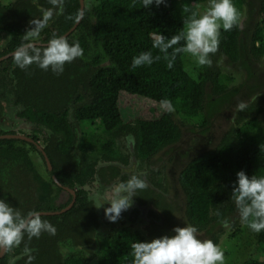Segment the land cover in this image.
<instances>
[{
  "label": "trees",
  "instance_id": "trees-1",
  "mask_svg": "<svg viewBox=\"0 0 264 264\" xmlns=\"http://www.w3.org/2000/svg\"><path fill=\"white\" fill-rule=\"evenodd\" d=\"M89 1L79 25L67 37L69 43L79 41L83 56L66 63L59 75L33 64L23 70L16 66L13 77H8L27 120L51 131L50 137L45 138L44 151L56 179L71 188L80 187L88 183L100 160L127 164L128 158L121 157L116 141L129 135L134 137L135 157L141 161L149 159L179 140L180 130L174 114L190 124L199 122L200 128L207 130L212 117L223 109H235L233 123L218 144L191 159L178 176L186 223L196 226L198 233L204 232L218 244L223 234L222 220L228 219L235 230L240 224L238 210L231 199L236 173L243 170L249 176H264V93L257 94L254 90L253 94H247L245 97H251V101L243 111L238 110L237 97L242 87L233 85L234 76L221 69L219 58L243 65L252 78L260 75L254 66L264 59V0L258 3V19L249 15L256 11L250 0H233L240 12L239 20L231 31L221 29L219 49L211 55L212 65L195 66L196 75L188 70L187 54H179L173 68L168 69L163 54L152 47L151 34L168 37L178 34L185 27L184 19L192 12L203 14L208 0H166V5H153L149 9L143 8L142 0ZM38 5L45 9L52 6L50 0H39ZM244 8L254 23L251 26L241 24ZM37 13V5L29 0L0 5V38L9 37L10 50L21 44L24 22ZM78 13L79 0H64V12L53 24V32L42 30L41 35L47 41L53 35L62 36L74 26ZM149 50L161 59L151 66L132 69V57ZM121 93L159 105L161 99H170L174 111H167L154 121L124 122L118 107ZM2 144L5 147H0V198H6L22 214L56 210L49 202L57 199L60 189L53 187L50 179L41 178L29 156L31 151H36L34 147L15 141ZM156 174L157 171L152 172L150 181L154 187L164 190ZM82 195L83 191L78 190L77 203L68 212L42 216L55 226V235L43 232L31 241L25 237L20 248L24 249L26 243L35 250L32 255L37 254L38 261L32 264H131V244L135 240L145 241V237L133 226L100 233L99 229L111 222L104 214L103 221L99 222L91 201L85 194L83 201ZM150 214L154 220L159 219L156 213ZM135 220L131 216L133 223ZM254 235L260 254L242 264H264V231ZM150 237H153L151 232ZM92 238L98 243L96 252L84 260L81 249ZM67 243L78 251L63 259L59 247ZM5 263L6 258H0V264Z\"/></svg>",
  "mask_w": 264,
  "mask_h": 264
},
{
  "label": "clouds",
  "instance_id": "clouds-1",
  "mask_svg": "<svg viewBox=\"0 0 264 264\" xmlns=\"http://www.w3.org/2000/svg\"><path fill=\"white\" fill-rule=\"evenodd\" d=\"M52 7L42 11L41 18L33 19L26 31L22 42L12 53L14 63L20 69H26L35 64L44 71H51L57 75L64 72L66 63L83 56L84 49L79 41L69 43L66 36L53 35L46 45L38 46L33 43L45 28L53 15H62L64 0H50ZM144 9L155 5H166V0H142ZM185 12L188 9L184 10ZM83 12L75 16L76 22L82 18ZM240 12L233 0H208V6L203 14L192 12L183 23L184 29L171 37L161 33H152L154 37L152 47L163 54L166 67L172 69L179 54H189L198 66H211V55L220 46L221 29L229 32L237 24ZM181 41L183 43L181 44ZM179 45V46H177ZM169 49L172 51L169 52ZM161 59L160 55L153 56L152 51H144L132 57L131 68L151 66ZM161 108L171 112L174 105L170 99L160 100ZM246 102L239 101L236 108L243 111ZM129 146L134 145V137H127ZM148 183L145 178L132 174L127 181L119 183L117 194L111 200L107 199L105 191L90 194L89 200L95 209H103L107 221L115 223L121 214L129 210L134 204L137 192L146 190ZM231 199L235 202L240 222L253 233L264 231V176H249L241 170L236 173L232 185ZM108 205L105 207V205ZM219 216L220 213L217 212ZM222 227H232L228 219L221 221ZM43 232L56 234V228L48 220L42 219V213L36 210L22 214L17 207H13L6 198H0V255L10 249L19 247L27 237L39 238ZM198 228L188 224L184 227H174L171 235H163L150 241H137L131 244V264H225L223 249L211 239L198 238ZM24 255L26 264H32L35 251L25 243ZM18 257H13L9 264H16Z\"/></svg>",
  "mask_w": 264,
  "mask_h": 264
},
{
  "label": "flooded vegetation",
  "instance_id": "flooded-vegetation-1",
  "mask_svg": "<svg viewBox=\"0 0 264 264\" xmlns=\"http://www.w3.org/2000/svg\"><path fill=\"white\" fill-rule=\"evenodd\" d=\"M12 2H15L16 0H11ZM33 4L37 5V11L38 13L31 19H27L26 22H24V33L22 34V37L19 39L20 42H24V35L27 30H29L30 27L33 25L30 24V22L33 19L41 18L42 11L45 9V7H40L38 5L39 0H29ZM252 2V0H250ZM88 4V1H87ZM87 4L85 6H87ZM52 7V6H50ZM49 7V8H50ZM258 13L254 12L253 15L249 14L250 17L257 15ZM248 15V16H249ZM59 15H53L52 19L48 21L47 25L43 29L53 32V24L58 22ZM250 26L253 25V21L250 19L249 21ZM42 32V31H41ZM69 32V31H68ZM67 32V33H68ZM67 33L63 34L62 36L66 35ZM71 34V33H70ZM69 34V35H70ZM68 35V36H69ZM67 36V37H68ZM46 36L45 35H39V37L33 41V43L37 44L38 46H43L47 44ZM16 49V48H15ZM9 49V37L6 35H3L2 38H0V147H5V144H2V142L7 141H15L18 144L19 143H27L34 147V149L37 151H31L29 153L31 161L37 165L39 174L42 179L45 181H49V179L52 182L53 187H58L60 189V192L58 193V197L54 201H50L49 204H53L57 209L56 210H50V211H41L42 212H58L63 211L67 209V207L70 206L72 203V207H74L77 203V191L82 190L83 195L81 196L82 200L84 201V194L89 200L90 194L96 191H105L107 195V199L111 200V198L117 194L116 189L118 188V185L122 181H127V179L130 177V175L135 174L142 178H145L148 183V188L143 191L137 192V196L142 198L143 200L151 201L155 206L159 204L155 198H161L163 199V195H166V192L170 189V183L167 181V178L169 177V174H166L162 168L155 169L152 167L154 161L152 162L154 156H156L158 153H164L165 149L170 148L175 143L165 147L163 150L158 152L157 154L151 156L149 159H146L144 161L138 160L134 155V149L135 145L129 146L127 139H118L116 141V147L118 148L121 157H127L128 163L124 164L123 162L114 160V161H106V160H100L97 165L95 166V172L93 176L90 178L87 184H84L83 186H74L69 187L66 185L61 184L55 177V179L52 177L51 173L49 172L47 162L50 164L49 159L44 151L45 148V138L46 136L50 137L51 131L47 130L45 127H36L32 124V122L27 120V117L24 116V107L22 103L19 102V99L16 98V96L13 95L11 90V85L9 82V78L13 77V70L16 68V65L14 63L12 53L15 51ZM9 77V78H8ZM15 84V83H14ZM246 96V95H245ZM239 101L246 99V97H237ZM22 138L30 139L34 143H36L39 147H41L45 153V157L47 158V161L44 159L42 154L36 149L35 145L22 140ZM127 138V137H126ZM34 139H37V141H34ZM35 158H33V156ZM51 165V164H50ZM186 166V165H185ZM184 166V167H185ZM52 167V166H51ZM112 167V168H111ZM53 171V169H52ZM153 171H157L158 174H156L157 178L159 179L160 184L162 185V188L164 190H160L156 187H154L150 181V177ZM54 174V172H53ZM55 176V175H54ZM179 184V183H178ZM180 186V185H179ZM62 187L70 188L74 192V196L71 194L70 191H67L63 189ZM181 189V188H180ZM158 194V195H157ZM154 196V197H153ZM156 196V197H155ZM74 199V200H73ZM82 203V201H81ZM157 203V205H156ZM163 203V202H162ZM136 199H134L133 206L122 213L121 219H119L115 223H111L107 225V227H102L99 229L100 233L107 234L110 233L119 227L126 226V225H119V227H115L118 225V223H122L123 219L127 218L130 219V224L135 228V226L142 225V229L135 228L140 231L141 235L145 237L146 240L149 241L150 239V229L149 226L147 227V224H141L144 222V216L138 215L142 214L144 210H146V206L144 208V205H137ZM108 205L106 204L105 207ZM165 207V205H164ZM70 209L66 210L65 212L61 213L64 214L68 212ZM151 209V208H150ZM150 209L148 210V216L150 215ZM94 212L97 214L99 218V222L103 221V209H95L93 207ZM137 210V214L134 213V211ZM155 210V208H154ZM130 213V214H129ZM156 213V212H155ZM157 214V213H156ZM60 215V214H58ZM42 216H50V215H42ZM56 216V215H53ZM132 218L135 217V222L133 223L131 221ZM151 217V216H150ZM153 219V217H152ZM102 220V221H101ZM106 222V221H105ZM116 228V229H115ZM96 234V232H94ZM198 234V233H197ZM95 238H92L90 240V244L86 246V248L81 249L82 259L89 260L90 257L95 254V250L97 249L98 243L96 242ZM67 243L61 244L59 247L60 252L63 255V259H67L72 253L77 252L78 249ZM80 250V248H79ZM34 255V254H33ZM37 255V254H35ZM34 255L35 259L33 260L34 263H37V258ZM80 255V253H79ZM13 257H18L19 259L16 260V264H26L27 257L24 255L23 248L15 247L10 249L8 252L4 253V255L0 258H6V263L9 264V261Z\"/></svg>",
  "mask_w": 264,
  "mask_h": 264
},
{
  "label": "rangeland",
  "instance_id": "rangeland-1",
  "mask_svg": "<svg viewBox=\"0 0 264 264\" xmlns=\"http://www.w3.org/2000/svg\"><path fill=\"white\" fill-rule=\"evenodd\" d=\"M9 1L11 0H0V5H7ZM90 3L91 1L84 0L85 5H89ZM252 3L256 8L255 13L258 12L259 10L257 7L260 0H253ZM247 14V10L244 8L241 24L244 22L246 24L249 23L250 17ZM255 17L258 19V14L255 15ZM186 58L190 74L196 75L197 67L195 66L198 65L195 63L194 58L189 54L186 55ZM219 60L221 69L230 72L234 76L235 81L233 85L242 87L240 97H245V95L249 93L253 94L254 90L257 94L264 93V86H262V84H264V59L260 64L254 66L257 71L256 74H260L255 78L250 77L248 69L243 65L232 64L228 62L225 57L219 58ZM251 99L252 98L249 97L241 101L247 103L251 101ZM118 107L124 122L134 121L135 119L154 121L158 120L165 112H167L161 108V105L153 101L137 96H130L126 93L119 94ZM235 112V109H232L231 111L223 109L221 113L211 118V125L207 130L200 128L199 122L190 124L182 117L174 114V120L178 124L180 130V138L170 148L165 149L164 153H158L152 160V162L154 161L152 165L153 168H162L166 174H169L167 181L170 183V189L166 192V195L162 194L163 199L162 197L157 198L155 196V200L162 204L161 206H159V204L155 206L151 201H148L147 199L143 200L139 196L133 198L136 199L138 206L141 204L144 205V208L146 206L143 215L144 222L141 224H147L146 226H149L150 232L153 236L150 237L151 239L163 235H171L174 227H184L185 225H188L183 217L184 195L178 184L179 173L191 159L218 144L225 131L232 125ZM185 114L186 112L184 111L183 115ZM258 119L261 120L262 115H259ZM33 158L35 157L33 156ZM149 209L150 213L156 212L159 219H152V217H150L151 214L148 216L147 213ZM121 224L131 226L130 219H123V222L118 223L115 227L117 228ZM135 228L142 229V225L135 226ZM222 228L223 234L219 236L218 245L224 251L225 264H242L250 258L258 257L261 248L256 242L254 233L245 225L240 222L237 230L232 227L230 229ZM197 235L198 238L202 240L208 239L204 232L198 233Z\"/></svg>",
  "mask_w": 264,
  "mask_h": 264
},
{
  "label": "water",
  "instance_id": "water-1",
  "mask_svg": "<svg viewBox=\"0 0 264 264\" xmlns=\"http://www.w3.org/2000/svg\"><path fill=\"white\" fill-rule=\"evenodd\" d=\"M80 1V12H84V7H85V4H84V0H79ZM83 17V16H82ZM82 19V18H81ZM81 19L79 20V22H75L74 26L69 30V32L64 35V36H68L70 33H72L76 27L79 25ZM22 140H25L33 145H35L36 149L42 154V156L44 157V159L47 161V158L45 157V153L43 151V149L41 147H39L36 143H34L32 140L30 139H26V138H22ZM47 166H48V169H49V172L51 173L52 177L55 179V176L53 174V171H52V167L51 165L47 162ZM63 189L67 190V191H70L71 194L74 196V192L70 189V188H67V187H62ZM74 200V199H73ZM72 206V203L70 204L69 207H67V209L63 210V211H58V212H42V215H50V216H53V215H58V214H61L63 212H65L66 210L70 209ZM4 254L0 255V257H2Z\"/></svg>",
  "mask_w": 264,
  "mask_h": 264
}]
</instances>
